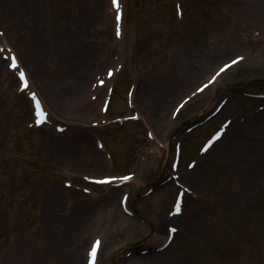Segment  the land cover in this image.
<instances>
[{"label":"rangeland","instance_id":"374dc122","mask_svg":"<svg viewBox=\"0 0 264 264\" xmlns=\"http://www.w3.org/2000/svg\"><path fill=\"white\" fill-rule=\"evenodd\" d=\"M175 1L182 5V18L175 15ZM124 3L125 32L118 42L121 52L116 54L113 21L106 13L107 0H0V30L19 50L24 63H29L23 49L24 41L20 37L16 41L10 39L8 33L14 34L12 29L24 27L26 22L34 23L41 32L44 29L60 32L66 40L82 38L86 40L82 44L91 49V62L83 61L86 65L84 91L61 100L63 105L60 108L51 103L50 84L53 83L57 90L67 77L58 73L41 84L35 82L51 112L74 118L71 120L74 122L69 131L71 134L58 140L54 137L55 141L50 142L42 137L45 130L27 127L29 106L24 107L18 100L15 85L7 80L5 63L0 60V264H83L88 242L83 240L81 256L77 257L70 255L76 247L72 241L79 235L85 238L84 231L90 224L87 227L72 218L65 226L60 223L63 218L59 215L61 210L72 212L77 209L75 202H82L81 198L70 195V188L81 192L79 186H88L81 178L82 173L122 174L133 170L137 175L133 164L142 161L143 172L138 174L131 203L145 220L135 219L138 229L134 234L114 233L113 238L109 235L99 260V264H128L127 258L137 253L129 256L128 251L158 240L154 237L160 239L165 231L164 225L162 230L156 228V215L169 210L175 188L168 182L153 193L146 191L167 176L174 141H180L183 146L182 168H186L188 160L194 159L197 175L191 180H183L193 192L186 195L181 218L171 221L180 231L171 246L169 258L184 264H264V126L258 128V121L251 116L249 98L244 96L249 90H264V71L244 73L242 70V74L235 78L217 82L209 92L210 100L208 98L207 102L179 118L177 127L168 133V138L164 137L168 129L159 134V139L169 141V150L149 140L145 134L147 127L142 123L109 124L116 116L130 115L133 110L142 113L144 100L147 105L148 100L151 101L144 107V110L148 109L144 113L147 120L157 119L162 113L169 116L178 100L205 80L221 62L239 54L245 47L253 50L245 44L244 38L251 36L254 27L262 29L264 21L260 19L264 17V0H124ZM87 36L89 39H84ZM234 40L233 47L231 42ZM262 45L264 42L259 47ZM128 49L133 54L132 59L122 60L120 72L112 79L106 78L102 85L105 96L89 90L93 79L88 69L106 55L98 73L103 76L105 67H113L118 61L113 55L124 56L123 59L127 60ZM195 54L206 56L213 62L212 68L170 102L176 83L180 85L188 79H180L181 66ZM42 69L45 72L44 67ZM135 81L140 82L141 106L129 108L126 91L135 85ZM112 87L108 112L100 113V103ZM216 88L217 92L214 91ZM91 92L97 95L96 100L91 98ZM83 96L98 106L93 115L86 116L80 106L84 103ZM223 96L229 99L227 110L220 117L217 115L187 133L185 128L201 120ZM64 101L69 109L64 106ZM258 104L255 103L254 110ZM227 117L232 118L229 132L206 155H199L198 148L203 139ZM93 121L98 125L104 123L106 128L87 132L83 126H89ZM149 128L153 130V127ZM233 131L242 136L241 145L235 150L230 146L223 148ZM95 133L104 140L114 157L113 170L94 172L85 165L87 158H94V161L97 158ZM73 151L75 155L71 154ZM156 155H159L158 160ZM72 157L74 160L78 158L82 169L78 170L71 163ZM73 166L75 170L71 169ZM67 172H73L75 177ZM64 180L72 181V187H65ZM54 187L59 192L56 199L52 191ZM65 188L69 189L65 192L68 196L60 193ZM162 188L165 194L160 197ZM94 190L100 196L107 192L106 187H94ZM155 194L159 199L151 197ZM118 196L119 192L114 198L117 206ZM68 199L72 200L70 208L67 207ZM121 240L129 243L122 245ZM117 246L120 249H115Z\"/></svg>","mask_w":264,"mask_h":264},{"label":"bare ground","instance_id":"6f19581e","mask_svg":"<svg viewBox=\"0 0 264 264\" xmlns=\"http://www.w3.org/2000/svg\"><path fill=\"white\" fill-rule=\"evenodd\" d=\"M23 21H25V19H23ZM260 21H264V17H262ZM262 25H263V30H264V22ZM16 31H17V34L15 35V37L18 36V37H21L22 39H25L26 43H25V48L23 49H25V52L27 53L28 58L31 59L30 62L32 63V66H31L30 71L33 73V76L31 75V72L30 74L27 73V76L30 80V84L34 83L33 77H36V74L39 75L42 81L48 78L50 80L54 78L58 73L60 74V76L64 78L67 77L66 82H64V84L61 85L60 88H58L57 90L53 83L50 84L52 85L51 94H49L50 100H51V103H54L53 105L55 107L58 106L60 108L63 105L61 103V100H65L67 98L70 99L71 97L78 94L80 91H84L83 90V88L85 87L84 84H86L85 82L86 65L83 63V61H86L87 63L88 61L91 62L90 60L91 49L82 44L86 40H83L82 38L77 41H75L74 38H71L70 40H66L63 37V35H61V33L57 34L54 31H48V29H44V31L41 32L42 30H39V28L34 26V23L32 22L24 23V27H18ZM81 34L84 35L85 32H82ZM13 36L14 34H11L12 38H14ZM84 39H89V37L87 36V38H84ZM247 41H249V39ZM235 42L236 40L231 42L233 47L235 46ZM252 43L254 42L252 41ZM255 52L257 53L254 55L253 54L247 55L246 57L238 61V63H235L234 65L227 68L225 71L219 74L218 78L212 84L208 85L206 88L202 89L199 93L194 94L191 98H189V100L182 106L176 118L174 119H172V117L169 118V116H166L165 113H162L161 117L157 119H152V118L148 120L146 119L144 113H147L148 109L145 108L144 110V107H147L151 103V101L148 100V105H147L146 104L147 101L144 100V105L141 106V103L139 101V95H138L139 94L138 88L140 86V82L137 81L135 84V90L136 89L137 90L135 92L133 103L135 104L134 105L135 107L136 105H138L139 107L141 106L143 111L142 113H140V119L136 122H131L130 124L139 125L145 122L148 126L153 127L152 133H153L154 139H156L158 143H161L162 142L161 138L158 139L159 134H162V132H164V129L165 130L168 129V131H165V133L166 132L167 133L164 135V137L167 138L168 133L171 132L172 129L177 125L179 118L191 112L193 109H196L198 106L202 105L203 103L207 102L208 98L211 96V95L209 96V92H211L212 89L215 88V86L217 85V82L220 83L222 80L228 79L230 77L235 78L237 77V75L242 74L241 73L242 70L244 73L248 71L249 72H256V71H261V70L264 71V51L260 53L257 50ZM128 56L130 57L131 54H128ZM202 60H204V64L202 63ZM18 61L22 65L19 55H18ZM212 63H213L212 61H210L209 59H206V56H200L199 54H195V55H192V57H189L187 63L181 66L182 77L180 78V79L182 78L184 79L188 78V79L187 81H184L183 84L177 85L176 83L175 85L176 91L172 92L174 94L173 95L171 94L170 102L171 101L174 102L175 99L178 98V95L183 90H185L187 87H189V85H192L197 80L200 81L202 77L208 74L210 68H212ZM200 65L203 67H199ZM101 66L102 64L99 63L98 65H94L92 69L91 68L88 69V73L90 72V76L95 77L96 74L98 73L97 70H99ZM42 67L51 68V70L49 72L46 71L45 73H43L41 71ZM91 71H94V72L92 73ZM180 79H178L177 81H179ZM214 83L216 84L214 85ZM98 90H102V89L99 88ZM214 91L217 92V88ZM60 92H62L63 94L65 93L66 95H61ZM83 99H86V98H84L83 96ZM43 101H44V104L47 105V102H45L44 99ZM210 102H212V100ZM64 106L67 109H69L66 101H64ZM80 106H83L82 109L85 110L86 116H89L90 114L93 115L96 112V108H97L96 103L90 102V101L84 102L83 105H80ZM227 106H228V102L224 104L223 108L220 111V114L227 109ZM76 107H78V104L76 105ZM65 115L66 114L61 115L58 113V116L64 119H66L67 117ZM255 120L258 121V124H257L258 128L264 126V113L258 112L257 115H255ZM241 143H242V136L237 131H233L223 148L228 149L229 148L228 146H230L232 150H235V148L239 147ZM163 147L168 148V144L164 143ZM97 155L98 157L95 158L96 161L92 162V160H89L85 163V165L88 167L90 171H92V169L96 170L98 168L103 169L106 167V164H104V161L101 159V152L97 151ZM156 157L158 160L159 155H156ZM74 158L75 157L70 158L72 159L71 163H73V165L76 166L77 169L78 168L82 169L81 165L78 162V158L76 160H74ZM141 165L142 164L135 166V169L136 168L138 169V174H142L143 172ZM74 166L71 168L72 170H75ZM179 168L181 169L180 163H179ZM181 175L184 180L185 178L190 179L192 176L197 175V169L194 168L190 172H187L186 170L182 169ZM90 176L96 177L93 174H90ZM137 180H139L138 177L137 179L135 178L133 181H131L129 185L125 184L123 186L110 188V190H108L105 193V195H103L102 197L101 196L99 198L95 197L93 198L94 200H86L84 205L79 206L82 209H76L72 211L70 214L63 213L61 216L63 217L64 221L60 222L61 225L65 226L66 222L70 223L68 220L70 218L78 220V221L83 220V222H89L90 221L89 218H90L91 223L93 222L94 224L95 222H97L99 225L101 224L99 228L95 230V232L104 233L103 234L104 237H102V243L98 251V258H99V255L101 254L103 250V246L105 245V241L109 235H110V238H113V236H115L114 233L134 234L137 232L138 225H136L137 222L134 220V218L125 215L119 209V207L114 203L116 192L118 190L125 189L126 186L132 188V186L136 185ZM63 190L65 191V189ZM60 193H62V190L60 191ZM71 194L75 198H79L80 196L82 197L83 195V194L81 195V193L77 190H72ZM159 194H160V197L161 195L165 194L164 190L162 189L159 192ZM64 196H68V194H65ZM83 196L87 197L86 194ZM151 197H154L155 200L159 199L158 194H155V196L152 195ZM103 198L109 199L110 202L108 200L104 202ZM128 202L130 203V199H128ZM167 219L168 218L163 213H159L158 215H156V228H158V230H161L163 225L165 224L164 220H167ZM73 230H74V225L72 227V231ZM70 231H71V228H70ZM178 232H176L173 240L179 236ZM83 240L84 239H82V236L80 235L76 236L73 239L72 245L76 243V247L73 249V251L71 250L70 255L74 254L75 256L77 255V257H79V255L81 256L80 249L82 247V244H84ZM128 243L129 241L124 242L123 240H121L122 245L128 244ZM120 246L119 247L117 246L115 249H120ZM170 248L171 246L169 248L167 247L166 249L160 251L159 253H148L145 255H138V256L133 255V257L128 258L129 259L128 264H184L181 261L172 260L169 258ZM69 259H70V256H69ZM97 264H99L98 259H97Z\"/></svg>","mask_w":264,"mask_h":264},{"label":"snow or ice","instance_id":"6c2138e0","mask_svg":"<svg viewBox=\"0 0 264 264\" xmlns=\"http://www.w3.org/2000/svg\"><path fill=\"white\" fill-rule=\"evenodd\" d=\"M112 3H113V6L117 9V15H116V20H117V36L120 35V29H119V21L121 19V16H120V12H119V8H120V5L118 3V0H112ZM179 8V6H178ZM242 59V58H237V60H233L232 61V64H235V63H238V61ZM13 69L17 68V60L15 57H12V60H11V65H10ZM231 65H225L224 68H221L220 69V72H223L226 68L230 67ZM220 73L218 72L217 75H219ZM112 73L111 71L109 72V76H111ZM19 77H20V80L22 82V87L24 89H27L28 88V81H27V78H26V75L25 73L21 70L19 72ZM215 79V77H213V80ZM211 82V81H210ZM101 83H103V81H101ZM207 85H205L206 87ZM33 98H35V94L33 93L32 94ZM35 107H36V123L37 124H41L44 122V120L46 119V114L44 113V111L42 110L41 108V105H40V102L38 100H36L35 102ZM219 138V134H217L216 137H214V139H217ZM211 143V142H209ZM206 150V149H205ZM131 177H123L122 179L124 180H128L130 179ZM115 179V178H113ZM109 181L108 180H103V181H99V183H108ZM181 211V207H180V202L177 201L176 203V206H175V213H180ZM171 232H175L176 229L175 228H172L170 230ZM99 245H100V241H96L93 245H92V248H91V251L89 253V256H90V261H89V264H96V257H97V252H98V248H99Z\"/></svg>","mask_w":264,"mask_h":264}]
</instances>
